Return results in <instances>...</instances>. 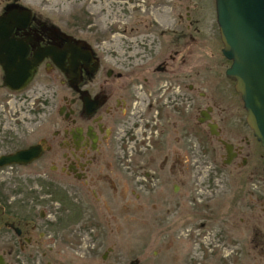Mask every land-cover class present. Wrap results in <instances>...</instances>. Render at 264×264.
Wrapping results in <instances>:
<instances>
[{
  "label": "flooded vegetation",
  "instance_id": "1",
  "mask_svg": "<svg viewBox=\"0 0 264 264\" xmlns=\"http://www.w3.org/2000/svg\"><path fill=\"white\" fill-rule=\"evenodd\" d=\"M43 5L0 0V120L29 108L0 128V156L32 149L0 166V264H121L122 215L139 211L164 237L162 264H264V150L242 99H203L190 11L157 53L135 37L126 63ZM42 51L23 88L5 83Z\"/></svg>",
  "mask_w": 264,
  "mask_h": 264
},
{
  "label": "rangeland",
  "instance_id": "2",
  "mask_svg": "<svg viewBox=\"0 0 264 264\" xmlns=\"http://www.w3.org/2000/svg\"><path fill=\"white\" fill-rule=\"evenodd\" d=\"M45 1L27 0L34 7L44 4L43 9L53 11L56 20L59 22L65 20L71 25L80 27L81 33L89 34L95 41L103 36L108 44L109 39L112 38L113 47L121 51V55L116 54L113 57H120L126 63L125 59L132 58L129 55L134 48L132 49L130 44L135 37L144 43L147 42V45L137 47L141 49L142 54L150 50V44L152 48H158L155 50L157 53L160 51V46L157 44L159 31L172 29L178 21V16H184L188 9L192 20H197L194 26L199 27L201 40L198 50L189 60V68L195 61L197 65L195 69L200 71L201 90L205 94L203 99H230L235 103L234 105L236 102L237 105L240 103L238 99H241V96L235 90V81L224 75L230 60L221 52L223 44L216 23L214 0H166L163 5H151L146 13L128 9L123 1L119 4L111 3L112 0H105L106 4L103 0H50L52 4H46ZM186 23L187 21H184L183 26ZM137 31L140 32L136 33ZM161 38L160 42L163 46L161 50L165 53L171 52L166 49L167 45L163 44L166 42L164 41L166 37ZM146 57L142 56V58ZM11 104L14 106L11 110L16 111V114L19 113L20 122H15L17 117L11 118L9 123L0 120V128L10 125L11 122L15 124L14 127L22 126V119L28 114L29 108L23 107L21 103L11 102ZM40 104L47 106L42 101ZM7 109L6 104L0 103V112H7ZM235 110L234 107L233 112ZM240 110L242 111V108ZM153 218L154 215L146 211H139L136 215H122L121 264H127L132 259H137L138 264H162L159 259L164 251L162 250L164 237L156 236L161 231H157L159 227L154 226ZM154 250L158 251V255L153 254Z\"/></svg>",
  "mask_w": 264,
  "mask_h": 264
},
{
  "label": "water",
  "instance_id": "3",
  "mask_svg": "<svg viewBox=\"0 0 264 264\" xmlns=\"http://www.w3.org/2000/svg\"><path fill=\"white\" fill-rule=\"evenodd\" d=\"M214 3L222 53L231 60L226 76L235 81V90L246 109L247 124L264 150V0H214ZM43 54V51L37 53L12 78L6 71L5 83L12 88H23ZM31 153L32 149H26L1 155L0 166L27 162Z\"/></svg>",
  "mask_w": 264,
  "mask_h": 264
},
{
  "label": "bare ground",
  "instance_id": "4",
  "mask_svg": "<svg viewBox=\"0 0 264 264\" xmlns=\"http://www.w3.org/2000/svg\"><path fill=\"white\" fill-rule=\"evenodd\" d=\"M9 23H10V22H9ZM0 37H1V36H0ZM5 37H6V36H5ZM4 39H5V38H4ZM13 44H14V43H13ZM10 45H11V44H10ZM10 45H9V46H10ZM3 47H5V46H3ZM18 48H19V47H18ZM4 49H5V48H4ZM6 49H7V48H6ZM7 50H8V49H7ZM17 51H18V50H17ZM9 53H10V52H9ZM40 53H41V52H40ZM11 76H12V75H11Z\"/></svg>",
  "mask_w": 264,
  "mask_h": 264
}]
</instances>
